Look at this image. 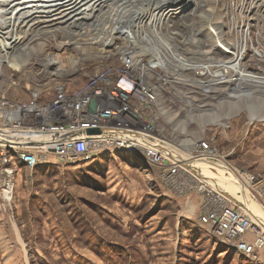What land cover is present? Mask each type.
Here are the masks:
<instances>
[{
    "label": "built area",
    "instance_id": "built-area-1",
    "mask_svg": "<svg viewBox=\"0 0 264 264\" xmlns=\"http://www.w3.org/2000/svg\"><path fill=\"white\" fill-rule=\"evenodd\" d=\"M146 2L51 0L35 8L36 0H17L28 8L20 21L3 12L12 4L0 8V198L10 200L17 166L31 174L126 157L148 168L165 194L200 197L198 225L255 262L264 254L263 222L194 164L221 167L256 198L261 179L236 171L235 147L215 142L233 122L220 111L237 88L223 65L235 61L244 20L251 43L240 65L264 69V2Z\"/></svg>",
    "mask_w": 264,
    "mask_h": 264
},
{
    "label": "rangeland",
    "instance_id": "rangeland-1",
    "mask_svg": "<svg viewBox=\"0 0 264 264\" xmlns=\"http://www.w3.org/2000/svg\"><path fill=\"white\" fill-rule=\"evenodd\" d=\"M239 112L224 135L209 131L218 134L221 150L231 148L235 124L240 137L264 124L248 121L243 108ZM261 129L251 138L261 152L252 154L255 163L235 170L261 179L258 192L252 189L251 208L264 217ZM112 158L74 167L50 165L31 174L23 168L18 176L15 170L10 200L0 198V264H264V254L250 262L198 225L200 197L165 194L137 160L129 165L126 157ZM222 182L216 185L225 186ZM239 201L244 204L242 196Z\"/></svg>",
    "mask_w": 264,
    "mask_h": 264
},
{
    "label": "bare ground",
    "instance_id": "bare-ground-1",
    "mask_svg": "<svg viewBox=\"0 0 264 264\" xmlns=\"http://www.w3.org/2000/svg\"><path fill=\"white\" fill-rule=\"evenodd\" d=\"M16 1L17 0H11V1L0 0V2L3 4L8 2L6 5H3L0 8L7 7V5L12 4L13 9H7L4 10L3 12L6 14V18L20 21L25 17L28 8H19V5H21V3H14ZM146 1L147 0H143L144 4H147ZM156 1L167 4L171 0H156ZM245 1L250 3L251 5L250 4L248 5L251 7H254V5H256L259 2H264V0H241V4L246 3ZM49 4H51V0H36L34 7L35 8L43 7V6L47 7L49 6ZM205 16L208 18L207 14ZM240 24H242L243 27L245 28L244 36H242L240 39L241 42L237 40V42L239 43H235V46L237 48L240 46V50L238 49L237 53H235L233 56V59L235 61H232V63H229L228 65H223L224 72L226 73L227 76H229L228 77L229 80L227 81V83L230 86L236 84L237 88L236 91L233 94H231V97H233L232 102H230L228 105L225 104L221 105L220 111L223 112L225 117L226 116L238 117L240 116V112L238 113V110L243 108L247 112L246 117L248 121L253 122L256 120L259 122H263L264 121V69L259 71L258 74H256L255 72L245 70L244 66L240 65V61L241 59H243L245 52L249 50L251 43L249 39L246 38L249 22L248 21L246 22V20H244ZM221 38L224 39L222 37V34H221ZM28 51H29L28 48L17 51L16 54L14 55V59L19 55L24 54L25 52ZM149 54L150 56L157 55L156 52H150ZM8 58L10 60V56ZM60 60H61L60 57H56L55 61L59 62ZM262 62L264 63L263 59ZM227 106L228 108H226ZM229 110L233 112L231 115H229ZM209 121H211V119L207 117L200 119V121H197V123L206 124ZM194 165L197 168L201 169V173L203 174V176H206L207 178L214 180V183L212 181V184L215 188H217L222 193L228 194L229 196H231L232 199L239 200L240 197L239 194H237V192L239 193L241 192L242 198H244L245 206L251 211V214L254 217H258L264 224V217L259 215L260 213L258 211H255L251 208V205L255 206L254 204H252L253 201L251 200H255L256 198L253 197L252 194L249 192V190L246 189V185L240 187L235 181H232L229 175L225 173V171H223L221 167H216L215 168L216 171H210L208 170V166L203 163L198 162L195 163ZM218 173L219 175H217ZM219 179L223 181L221 184L226 183L225 186L220 187L216 185V181H218ZM246 192L250 197H247V195L245 194ZM255 208L259 209L258 207Z\"/></svg>",
    "mask_w": 264,
    "mask_h": 264
},
{
    "label": "crops",
    "instance_id": "crops-1",
    "mask_svg": "<svg viewBox=\"0 0 264 264\" xmlns=\"http://www.w3.org/2000/svg\"><path fill=\"white\" fill-rule=\"evenodd\" d=\"M233 127H234L233 132L236 134L234 135V138L230 140V142L232 143L231 147H235V154L232 157V162L235 166H239V167H244L246 165L251 166L255 163L253 161V159H254V157H256L255 155H253V157H251L252 154L261 153L257 149L254 150V146L252 145L251 138L252 139L254 137L256 138L262 133L263 129H261V127H264V124H262V126L260 128H258V126H257V128H255V127L249 128L246 132L247 133L246 136H244V137L237 136V128L238 127L236 124ZM223 148H224V146H223ZM21 169H23L22 166H17V176L19 175V171Z\"/></svg>",
    "mask_w": 264,
    "mask_h": 264
},
{
    "label": "water",
    "instance_id": "water-1",
    "mask_svg": "<svg viewBox=\"0 0 264 264\" xmlns=\"http://www.w3.org/2000/svg\"><path fill=\"white\" fill-rule=\"evenodd\" d=\"M99 132H100L99 129H89V130H87L88 134H96V133H99Z\"/></svg>",
    "mask_w": 264,
    "mask_h": 264
}]
</instances>
